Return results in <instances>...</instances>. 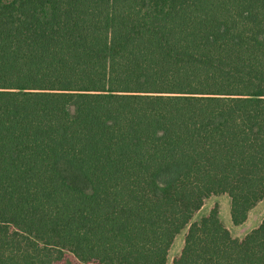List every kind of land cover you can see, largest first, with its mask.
Instances as JSON below:
<instances>
[{
    "label": "trees",
    "instance_id": "trees-1",
    "mask_svg": "<svg viewBox=\"0 0 264 264\" xmlns=\"http://www.w3.org/2000/svg\"><path fill=\"white\" fill-rule=\"evenodd\" d=\"M222 194L264 199V0H0V264H264Z\"/></svg>",
    "mask_w": 264,
    "mask_h": 264
},
{
    "label": "rangeland",
    "instance_id": "rangeland-1",
    "mask_svg": "<svg viewBox=\"0 0 264 264\" xmlns=\"http://www.w3.org/2000/svg\"><path fill=\"white\" fill-rule=\"evenodd\" d=\"M215 206H217L219 209V216L222 222L231 230L234 236H238V237L243 236L253 227L257 226L264 218V199H263L252 209L249 220L245 224L240 226L234 225L232 223L231 214H230V207H231L230 197L226 194H222V195H213L207 198L203 207L200 209L199 212L196 213L193 221H199L202 217L207 215ZM185 233L186 231H184L178 236L175 245L171 251V257H170L171 260L181 248Z\"/></svg>",
    "mask_w": 264,
    "mask_h": 264
}]
</instances>
